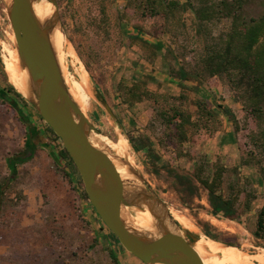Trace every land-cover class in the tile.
I'll return each mask as SVG.
<instances>
[{"label":"rangeland","instance_id":"rangeland-1","mask_svg":"<svg viewBox=\"0 0 264 264\" xmlns=\"http://www.w3.org/2000/svg\"><path fill=\"white\" fill-rule=\"evenodd\" d=\"M57 1L64 32L59 49L60 54L65 55L66 63H62L63 73L64 76L68 73V77L78 79L83 85L89 97V104L86 108L77 99L76 101L95 127L110 141L112 139L113 143L127 141L129 149L124 150L123 157L141 171L149 187L159 194L170 210H176L191 223V227L187 228L185 227L187 224L178 220L182 227L208 239L210 237L199 225L200 222H208L212 226L211 235L228 240L235 236L236 243L233 247H242L249 253L264 248L252 234L254 210L264 202V180L256 167L243 166L241 169L242 175L251 178L258 193L251 213L241 220H228L208 212L207 191L195 179L193 185L196 192L190 205H184L180 200L184 193L178 190L179 184L175 182L176 180L164 169L156 173L148 164V153L144 150L136 151L134 147H138V141L133 144L126 136L127 131H139L141 136L144 135L149 140L152 150L161 160L160 163L170 162L167 165L170 168L182 173L190 172L194 168L193 162L185 158H176L170 148L159 144L158 137L162 128L155 119L152 103L143 101L128 106L117 96L118 83L130 84L138 80H145L151 90L173 95L181 91L178 80L169 76L170 68H178L179 60L170 52L174 45L171 44L169 35L163 33L160 28L163 19L160 17L132 19L142 27L143 35L150 42L162 44V48L157 49V56L149 63L143 58L140 48L127 46L128 28L131 25L126 19H120L123 0H106L107 19L104 22L97 0ZM192 21L193 13L189 9L185 13L187 37H182L177 42L185 43L189 49L199 46V41H196L193 35ZM226 26V21L220 25L221 28ZM13 39L5 4L0 0V63L5 71L2 56L6 50L14 49ZM186 58L190 59L188 53ZM153 71L157 73L156 76L151 75ZM2 75L5 80L0 75V88L9 83L5 75ZM83 76L85 79H81ZM183 85L190 99L202 96L212 101L214 105L231 110L237 118L242 117L240 105L223 78H218L215 84L199 85L191 81ZM97 92L110 106L118 125L110 118L96 96ZM24 110L32 118L35 129L39 130L40 144L35 148V153L29 161L17 166L20 176L11 194V197L16 196V205L5 216L0 217V256H11L19 262L24 253L44 249L41 242L47 240L61 256L57 264H109L107 246L115 250L120 264H144L120 243L110 244L106 236L107 229H100V222L95 219L92 205L75 184L77 179L74 178L71 182L63 177L60 168L62 164H66L65 161L55 163L51 151L58 152L61 149L63 146L61 140H53L52 134L46 128L47 124L39 118V114L30 104ZM217 110L220 112L219 107ZM220 117L222 119L220 131L213 137H204L197 147L201 152L207 153L211 160L220 155L227 165H239L238 137L231 122L222 112ZM27 130V126L18 119V114L9 103L0 100V170L3 172H9L5 158L24 147ZM48 142L52 149L47 146ZM96 238L98 241H95ZM93 243L95 245H92ZM196 243L201 247L198 241ZM45 248L48 249V245ZM204 255L206 258L219 256L208 249H205ZM241 257L230 255L224 264H230Z\"/></svg>","mask_w":264,"mask_h":264},{"label":"trees","instance_id":"trees-1","mask_svg":"<svg viewBox=\"0 0 264 264\" xmlns=\"http://www.w3.org/2000/svg\"><path fill=\"white\" fill-rule=\"evenodd\" d=\"M123 1L120 19H126L131 25L128 28L127 46L140 48L143 58L149 63L157 56V49L162 48V44L150 42L143 36L142 27L132 19H163L160 28L169 35L170 42L174 45L170 52L179 60L178 68H170L169 76L178 80L181 91L173 95L151 90L145 80H138L130 84L118 83L117 96L128 106L143 101L152 103L155 119L162 128L158 137L159 144L170 148L176 158L193 162L194 168L190 172L182 173L167 166L170 162L160 163L161 160L152 150L149 140L144 135L141 136L139 131H127L128 140L133 144L138 141V147L135 146L134 149L148 153V164L156 173L164 169L176 180L179 184L178 190L184 193L180 196L184 205H190L196 192L193 185L195 179L207 191L210 214L233 221L241 220L251 213L253 202L258 197L251 178L242 175V167H256L264 180V0ZM97 2L104 22L107 19L106 0ZM189 9L193 13V35L199 41V46L190 49L185 43H177L182 37H187L185 13ZM223 21L227 22V26L221 28ZM187 53L190 59L186 58ZM2 74L0 73L4 79ZM151 75L156 76V73L153 71ZM218 78H223L232 89L242 112L240 119L231 110L214 105L202 96L190 99L183 85L191 81L199 85L215 84ZM0 100L7 101L18 114V119L28 128L24 147L5 158L9 172L0 170V217H3L16 205V196L11 197V194L20 176L17 166L33 157L35 148L40 144V137L32 118L24 110L29 104L11 84L7 83L0 88ZM217 107L231 122L238 137L239 165H227L220 155L211 160L207 153L201 152L197 147L204 137H213L220 131L222 119ZM39 118L42 120L40 116ZM46 128L52 134L53 140L59 141V137L48 125ZM150 128L148 127L152 130ZM49 143L47 146L52 149ZM51 152L55 163L65 161L66 164H62L60 168L63 177L71 182L74 178L77 179L75 184L89 202L68 152L63 146L58 152ZM91 209L95 219L100 222V229H106L92 206ZM199 225L212 239L228 242L230 245L236 243L235 236L228 240L211 235L212 226L208 222H200ZM252 234L264 247V204L254 210ZM106 236L110 244L119 243L109 230ZM41 244L44 249L24 253L19 262L11 256H0V264H57L60 254L56 253V249L47 240ZM47 245L48 249L45 248ZM106 251L109 264H120L112 247L107 246Z\"/></svg>","mask_w":264,"mask_h":264},{"label":"water","instance_id":"water-1","mask_svg":"<svg viewBox=\"0 0 264 264\" xmlns=\"http://www.w3.org/2000/svg\"><path fill=\"white\" fill-rule=\"evenodd\" d=\"M3 1L21 67L28 75L27 94L17 90L1 63L0 70L61 140L105 228L144 264H201L194 252V243L201 234L182 227L165 201L149 187L141 171L123 157V152L117 154L101 140L105 136L69 91L59 57L62 41L56 46L52 39L55 31L61 33L62 40L64 37L58 1L44 0L51 11L43 20L33 9L34 3L41 0ZM96 96L117 122L99 92ZM117 166L125 168L128 176H121ZM135 211L149 212L151 229L135 224L131 218ZM208 240L220 246H234Z\"/></svg>","mask_w":264,"mask_h":264},{"label":"bare ground","instance_id":"bare-ground-1","mask_svg":"<svg viewBox=\"0 0 264 264\" xmlns=\"http://www.w3.org/2000/svg\"><path fill=\"white\" fill-rule=\"evenodd\" d=\"M33 9L37 17L40 20H43L50 13L51 6L46 1L41 0V1L34 3ZM52 39H53L54 44L56 46H59L62 41L61 33L59 31H55L52 35ZM13 47L14 49H12V51L6 50V52H4L2 59L5 64V68L7 71L6 73H8L9 75V78H10L9 80L14 84V86L17 88L18 91L26 95L28 92V85H27L28 75H27L26 70L21 67V63H20V60L17 55V51L14 46V39H13ZM59 57H60L61 65L62 63H66L64 53H61ZM81 79H85V76H83V78ZM65 82L69 86V91L71 92L73 97L77 99V101L80 102L81 105L87 108V105L89 104V97L87 96L86 92L84 91L83 85L78 81V79H75L74 77H68V73H67L65 75ZM101 140H103V142H105L110 148H112L119 155H121L125 149H129V145L127 144L126 140L124 141L120 140L122 143L121 142L112 143L106 137H102ZM117 170L119 171L121 176L123 177L128 176V173L125 168L117 166ZM175 211L171 210V214L173 215V217L177 221L179 220L187 224L185 225V227L187 228L191 227V223L186 218L179 215L177 211L176 212ZM131 218L133 219L135 224L138 225L139 227L146 228V229H151L152 227V219L148 211L132 212ZM198 242L201 245L202 249L195 242L194 252L197 258L199 259V261L201 262V264H224L225 260L230 255H241L242 256L241 258L233 260L230 264H245V262L246 264H264V248H259L257 252L250 254L249 252L245 251L242 247L237 248L233 246H228V247L220 246L214 241L206 239L204 235L200 237ZM205 249H208L210 252L216 253L219 256L206 258L204 255Z\"/></svg>","mask_w":264,"mask_h":264},{"label":"crops","instance_id":"crops-1","mask_svg":"<svg viewBox=\"0 0 264 264\" xmlns=\"http://www.w3.org/2000/svg\"><path fill=\"white\" fill-rule=\"evenodd\" d=\"M154 73H156V72H154ZM156 74H157V73H156ZM263 204H264V202H263ZM263 204H262V205H263Z\"/></svg>","mask_w":264,"mask_h":264}]
</instances>
